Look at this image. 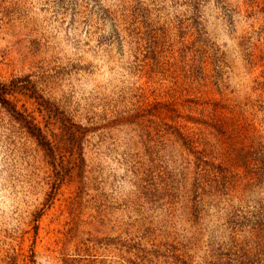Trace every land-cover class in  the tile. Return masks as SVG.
Masks as SVG:
<instances>
[{"label": "rangeland", "instance_id": "374dc122", "mask_svg": "<svg viewBox=\"0 0 264 264\" xmlns=\"http://www.w3.org/2000/svg\"><path fill=\"white\" fill-rule=\"evenodd\" d=\"M10 82L0 264H264V0H0Z\"/></svg>", "mask_w": 264, "mask_h": 264}, {"label": "trees", "instance_id": "16d2710c", "mask_svg": "<svg viewBox=\"0 0 264 264\" xmlns=\"http://www.w3.org/2000/svg\"><path fill=\"white\" fill-rule=\"evenodd\" d=\"M29 90L34 91V89H30V87H18L14 85V82H10L9 84L0 83V103L6 109L16 111V103L10 100V97L13 96L14 93H19L21 91L26 92ZM37 104L39 106V112L44 115L45 125L42 127L39 121H35V118H31L27 122L29 125L27 129L38 144L43 147L46 154L53 158V165L58 166L56 161L57 156L66 152L73 157L75 160L74 162L81 161V144L83 139V133L80 131L81 126L76 127L75 124L71 122V119L63 117V115H61L63 118H55L51 110L48 109L45 104ZM16 112L22 114L21 112ZM54 129L58 131L54 132Z\"/></svg>", "mask_w": 264, "mask_h": 264}]
</instances>
